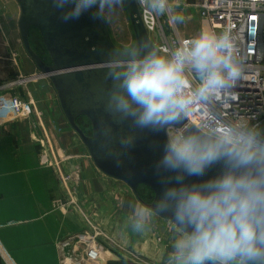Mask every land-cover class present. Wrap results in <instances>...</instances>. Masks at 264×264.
<instances>
[{
	"label": "clouds",
	"instance_id": "1",
	"mask_svg": "<svg viewBox=\"0 0 264 264\" xmlns=\"http://www.w3.org/2000/svg\"><path fill=\"white\" fill-rule=\"evenodd\" d=\"M136 3L154 16L172 12L170 0ZM125 4L53 0L64 22L89 11L109 22ZM185 19L176 12L170 23ZM239 40L231 27L204 28L174 48L142 41L107 53L105 114L112 123L166 135L154 166L162 191L151 207L130 202L123 222L126 232L143 234L156 216L168 217L171 250L163 264H264V122L258 114L230 115L222 102L244 75ZM98 133L105 147L119 145L122 151L109 154L121 166L136 136L114 134L103 119Z\"/></svg>",
	"mask_w": 264,
	"mask_h": 264
},
{
	"label": "rangeland",
	"instance_id": "2",
	"mask_svg": "<svg viewBox=\"0 0 264 264\" xmlns=\"http://www.w3.org/2000/svg\"><path fill=\"white\" fill-rule=\"evenodd\" d=\"M14 1L19 7V12L16 6L13 5V1L0 0V12L2 13V19H4L2 22L7 25L5 26L7 30L9 28L15 29L19 27V24L16 26L18 23L16 18L19 19L21 15L20 5L17 0ZM47 1L48 0H45L44 2ZM51 1L53 2V0ZM176 2L177 0H170V4L172 5L171 13L175 14L176 12L183 11L186 17L183 24H177L178 28L194 27L196 30L200 23L197 19L196 10L193 7H185L183 2H180V7L176 8ZM61 13L59 9L46 11V15L50 18L55 16L61 18ZM166 23L165 26L167 25ZM102 24L108 32L111 43L116 48H122L125 45L136 43V37L126 5L123 9H118L109 22H102ZM66 32L68 34L75 31L74 28H72L71 31ZM7 34V39L11 41V45L17 44L22 50V37L18 38L17 41L11 36L17 34V31L14 30L12 32L8 30ZM27 37L28 43L32 51L39 58V61L47 66H52L53 57L46 45L44 35L42 34V28L38 25L29 23ZM149 37H151L150 39L154 44L157 40V36ZM77 40L83 41L86 44L88 48L87 52L96 55L94 45H92V42L88 41V33L84 32L82 35L78 34ZM20 41H22V43ZM105 43L106 41H103L100 44L101 46H106L104 45ZM21 52L24 51L22 50ZM26 60L29 63L27 69V77L30 80L29 84H34L37 88L41 87L36 90V93L34 92L39 102L36 103V101L33 102L34 100H30L31 95L29 94H27V96H11H19L25 102H30L31 109H34L36 103L40 112V115L38 112L36 113L37 116H39V118L42 117L45 126L52 124L53 126L50 127L55 128L53 132L43 134V138L39 143V153L43 163L52 170L55 181L57 185H59L58 188L61 191V196L63 194L62 190L67 193L66 197L63 195L61 198L65 199L66 206L77 218L76 223L78 230L73 234H83V232H86V234L90 235L91 238L102 245L103 249L107 252L106 255H113L117 258V260H109L107 264H163L167 251L171 250L172 232L170 230L169 220L156 216L149 230L143 234H132L123 229V222L129 210V203L139 199H141L139 201L143 204L151 203L154 198L153 191L145 185H139L136 196L126 182L108 176L96 167L87 146L67 120L50 75L42 72L29 54ZM34 67H36L35 73H33ZM51 91L53 95H55L53 104L51 100L47 99L46 95V93ZM57 104H59V107H57ZM51 105H54V109H56V111L58 109V113L62 114V123L67 126L66 134H63L64 130L61 122L57 119H54V121L49 119L51 118L49 114L53 111L50 108ZM84 116L85 115L78 118V123L83 128L85 135L92 136L93 130H91L88 118ZM87 161L91 164L92 171L94 172L89 179L86 177V168L84 170V164H87ZM53 167L58 170H54ZM57 172L59 175L62 174L63 177L68 173L70 177L64 178L65 180L61 182ZM96 174H98L101 179L97 178ZM60 243L58 248L60 259H62ZM69 244L70 245L66 247L65 250L72 253V248H74L76 255H79L82 251V247L72 242ZM61 264H63L62 260Z\"/></svg>",
	"mask_w": 264,
	"mask_h": 264
},
{
	"label": "crops",
	"instance_id": "3",
	"mask_svg": "<svg viewBox=\"0 0 264 264\" xmlns=\"http://www.w3.org/2000/svg\"><path fill=\"white\" fill-rule=\"evenodd\" d=\"M9 1H13L19 12L16 2ZM1 14L0 264H61L59 243L65 236L78 230L77 218L66 206L65 199L61 198L63 195L66 197L67 193L62 190L61 196L52 170L41 161L39 143L44 133H51L55 128L50 127L52 124L45 126L42 117L36 114L39 113L36 105L39 101L34 92L41 87L29 84L28 53L24 45L21 44L24 51L21 52L20 46L11 45L7 39V31L15 30L17 34L11 36L18 41L21 38L20 28L7 30ZM18 20L16 18V26ZM34 68L33 73L36 72ZM27 94L31 95L30 100L36 101L34 109L22 116L13 114L9 105L10 96ZM46 95L53 104V92ZM53 106L50 107L53 111L49 119L61 122L63 134H66L67 126L62 123L63 116ZM85 168L89 179L94 172L88 161L84 164Z\"/></svg>",
	"mask_w": 264,
	"mask_h": 264
},
{
	"label": "water",
	"instance_id": "4",
	"mask_svg": "<svg viewBox=\"0 0 264 264\" xmlns=\"http://www.w3.org/2000/svg\"><path fill=\"white\" fill-rule=\"evenodd\" d=\"M44 1L17 0L21 11L19 28L25 50L40 70L50 75L62 110L70 125L87 146L96 167L104 174L126 182L136 196L139 185L149 187L154 193V198L151 203L144 204L151 207L163 187L159 182L160 177L155 174L154 166L162 154V145L166 139L165 133H155L148 129H132L127 121L123 124L112 123L104 112L105 94L111 86V81L108 79L107 67L99 66L106 64L107 53L116 47L111 43L102 21L94 19L91 11L84 13L79 19L68 22L56 16L50 18L46 15V11L56 8L53 7L51 0ZM125 5L136 43L151 42L140 19L136 1L126 0ZM60 11L63 15V11ZM29 23L42 28L46 45L53 57L52 66L41 63L32 51L27 37ZM72 28L75 32L67 34L66 31H71ZM84 32L88 33V41L94 45L96 55L87 52L86 44L77 40L78 34L82 35ZM103 41H106L104 44L106 46H101L100 43ZM81 114L91 121L92 136L85 135L75 123V117ZM102 119L111 124L114 134L136 136L135 146L120 157L123 163L119 167L113 155L109 154V149L122 150L117 143L105 147V141L98 133ZM160 217L169 220L167 216ZM109 260H117V258L111 255L108 259H100L99 263L107 264Z\"/></svg>",
	"mask_w": 264,
	"mask_h": 264
},
{
	"label": "built area",
	"instance_id": "5",
	"mask_svg": "<svg viewBox=\"0 0 264 264\" xmlns=\"http://www.w3.org/2000/svg\"><path fill=\"white\" fill-rule=\"evenodd\" d=\"M183 5L196 10L197 19L200 21L196 30L194 27L178 28L177 24L170 23L171 12L163 16H154L147 14L138 5L140 18L148 35L157 36L154 44L174 48L181 41L196 36L201 29L211 28L220 31L231 27L240 35L238 44L244 57L245 71L243 78L233 90L234 94L223 98L222 102L228 106L227 112L230 115L253 116L258 114L259 120L264 122V0H184ZM29 103L19 96L9 98L12 113L17 116L30 112L32 107L30 108ZM193 120L198 122V117H193ZM57 175L60 176L61 182L70 177L68 173L64 177L58 172ZM62 241L60 245L64 249L70 245V242L82 247L79 255H76L72 248L70 254L73 264H89L94 259L92 257L97 255H91L92 249L96 250L95 253H106L100 243L86 236V232L71 234ZM66 257L68 255L61 256L63 264H69L64 259ZM97 264H100L99 261Z\"/></svg>",
	"mask_w": 264,
	"mask_h": 264
},
{
	"label": "bare ground",
	"instance_id": "6",
	"mask_svg": "<svg viewBox=\"0 0 264 264\" xmlns=\"http://www.w3.org/2000/svg\"><path fill=\"white\" fill-rule=\"evenodd\" d=\"M136 1V0H135ZM184 0H180L179 1V3L181 2H183ZM137 4V3H136ZM137 7H138V5H137ZM139 10V9H138ZM140 15V14H139ZM141 19V18H140ZM142 21V20H141ZM142 24H143V22H142ZM143 26H144V24H143ZM145 27V26H144ZM146 29V28H145ZM146 31H147V29H146ZM148 33V32H147ZM151 40V39H150ZM151 43H152V41H151ZM86 236H90V235H88V234H86ZM85 238V237H84ZM61 243H63V242H61ZM60 251H62V255H68V257H66V258H64L65 260H66V262H69V264H73L72 263V261H73V259L71 258L72 256H71V254H70V252H67L63 247H61V245H60ZM96 252V250L95 249H92L91 250V255H96L95 257H92V258H94L92 261H90L89 262V264H97L98 263V261L100 260V259H108L109 258V256H111V255H106V253H95Z\"/></svg>",
	"mask_w": 264,
	"mask_h": 264
},
{
	"label": "flooded vegetation",
	"instance_id": "7",
	"mask_svg": "<svg viewBox=\"0 0 264 264\" xmlns=\"http://www.w3.org/2000/svg\"><path fill=\"white\" fill-rule=\"evenodd\" d=\"M99 67H106V64H104V65H102V66H99ZM80 116H83V115H77V116L75 117V123H76L77 126L81 129V131H82L83 133H85L84 130H83V128H82V127L79 125V123H78V118H79ZM84 117H85V116H84ZM88 120H89V119H88ZM89 123H90L91 130H93L92 123H91L90 120H89Z\"/></svg>",
	"mask_w": 264,
	"mask_h": 264
}]
</instances>
